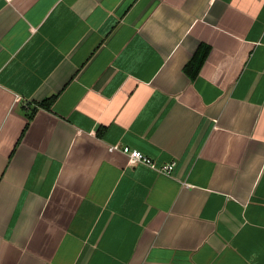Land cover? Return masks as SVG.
<instances>
[{
  "label": "crops",
  "instance_id": "0c3cea01",
  "mask_svg": "<svg viewBox=\"0 0 264 264\" xmlns=\"http://www.w3.org/2000/svg\"><path fill=\"white\" fill-rule=\"evenodd\" d=\"M0 264H264V0H0Z\"/></svg>",
  "mask_w": 264,
  "mask_h": 264
},
{
  "label": "trees",
  "instance_id": "16d2710c",
  "mask_svg": "<svg viewBox=\"0 0 264 264\" xmlns=\"http://www.w3.org/2000/svg\"><path fill=\"white\" fill-rule=\"evenodd\" d=\"M209 52V46L207 44H200L194 55L185 63L183 71L191 78L194 79L203 64L207 54ZM56 95L51 94L43 100L39 101L37 105L49 110Z\"/></svg>",
  "mask_w": 264,
  "mask_h": 264
},
{
  "label": "built area",
  "instance_id": "2783aa9c",
  "mask_svg": "<svg viewBox=\"0 0 264 264\" xmlns=\"http://www.w3.org/2000/svg\"><path fill=\"white\" fill-rule=\"evenodd\" d=\"M107 148L109 151L118 150L126 154L131 163H135V162L144 163L151 167H156V169L161 172L171 173V171L173 170L175 166L174 161H169V162L160 164L158 166H155V163L151 158L143 154L140 150L129 147L128 145H119L118 143H114V144L108 145Z\"/></svg>",
  "mask_w": 264,
  "mask_h": 264
}]
</instances>
